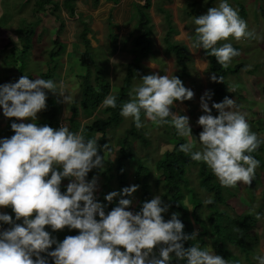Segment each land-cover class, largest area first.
Masks as SVG:
<instances>
[{"label": "clouds", "instance_id": "1", "mask_svg": "<svg viewBox=\"0 0 264 264\" xmlns=\"http://www.w3.org/2000/svg\"><path fill=\"white\" fill-rule=\"evenodd\" d=\"M194 24L192 52L202 48L224 68L240 53L231 43H218L230 37L239 41L255 35L227 0L195 17ZM140 77L142 83L131 90L120 115L132 118L140 128L143 111L158 126L170 124L178 135H192L189 117L171 108L175 101L191 100L194 92L175 75L152 73ZM210 79L223 82L215 74ZM45 90L59 94L63 102L69 101L63 84L57 86L51 79L23 75L16 82L0 84L3 116L21 121L11 123V137L0 138V207H10L15 216L13 219L0 213V221L10 225L0 230V264H48V257L53 264H172L174 259L177 264H229L210 244L205 248L199 244L184 247L183 242L195 240L198 233L186 234L178 213L164 219L169 206L161 195L143 202L135 212L128 210L131 199L120 198L106 213V206L94 196L96 178L86 179L93 168L104 166L98 140L85 139L83 124L74 132L64 123L58 128L35 123L37 113L47 107ZM211 96L206 90L200 98L205 113L197 120L202 128L198 135L201 147L194 150L196 141H188L180 144L179 150L194 161L204 162L224 187L251 184L260 164L251 154L264 141L251 131L246 115L234 110V99L225 96L209 107ZM116 101L117 97L109 94L102 107L115 108ZM212 109L218 114L212 115ZM64 178L69 182L61 191ZM138 188L135 184L123 187L119 192H109L104 199L111 203L118 196L132 198ZM212 202L211 197L204 201ZM46 226L52 231L76 229L78 234L58 241L45 230ZM254 259L264 264V255Z\"/></svg>", "mask_w": 264, "mask_h": 264}, {"label": "rangeland", "instance_id": "2", "mask_svg": "<svg viewBox=\"0 0 264 264\" xmlns=\"http://www.w3.org/2000/svg\"><path fill=\"white\" fill-rule=\"evenodd\" d=\"M53 1L58 6L51 13L50 11H31L34 0H0V49L2 48V51L0 50V84L16 82L21 76L27 74H30L32 79L41 78V72H45L47 68L53 70L54 73L50 79L56 82L57 86L62 83L65 94L69 97L66 103L59 94L46 90L47 94L51 93L54 96L59 105L60 125L64 116L69 114V103L79 96L77 76L84 71L78 57V52L84 49L79 34L86 25L90 55L97 66L96 69L107 71L111 84L110 94L113 95L117 91L129 63L135 60L134 64L140 66L146 74L158 73L181 77L184 86L194 92V97L183 102L175 101L171 111L188 116L191 127H201L197 123L199 116L205 114L200 107L201 96L206 90L211 91L209 107L217 100L210 79L213 73L208 69V60L204 51L200 48L192 52L191 49V43L195 40L194 19L206 14L208 8L218 6L221 0H150L151 5L146 8L150 33L148 46L143 53L141 52L143 42L140 45L132 43L139 33L137 22L141 7L137 4L140 0H76L72 16L62 4V0ZM227 2L237 11L241 5L243 6L245 10L243 19L247 22L248 29L254 31L255 35L239 41L230 37L227 41L218 43L217 46L223 43L234 44L240 53L229 64L231 67L239 64L237 70L225 74L222 83L225 84L227 97L236 102L234 110L246 115L251 131L264 141V0H227ZM53 14L57 15V20ZM59 20L63 22V28L60 31H58ZM29 25L33 27V32L30 34L27 62L23 70L19 71V60L16 59V55L26 43L23 37L24 33H28ZM56 34L59 35L63 50L51 57V54L57 50V45L53 41ZM170 43L186 48L187 74L184 76H181V68L177 64L175 54L167 48ZM4 44H8L7 47H4ZM140 83L142 80L134 73L129 93ZM44 110L37 113V119ZM213 110L215 109H212L211 114L217 115L218 112ZM95 115L102 116V113L99 111ZM93 119L94 115L87 117L82 112L79 117L82 123ZM9 120L10 118L3 116L2 108H0V129H3ZM131 121L133 120L130 117H122L120 124L105 135L107 143L112 146L114 156L117 154V140L122 137ZM141 121L143 125L141 128L148 143L143 146L138 141L134 142L135 158L129 159L126 163L127 177L129 186L137 185L134 180V170L140 163L148 169L149 181L154 189L153 180L158 176L154 163L163 151L172 148L171 137L181 138L184 143L196 141L194 150H199L201 145L198 139H194L191 135L188 137L178 135L177 130L170 124L158 126L145 114L141 116ZM17 122L21 121L17 120ZM23 122L28 123L31 120ZM99 135L96 134V136ZM260 147L262 149L260 153L264 159V142L260 144ZM113 154L109 158H112ZM107 157L105 153V161ZM261 166L256 168L251 184L238 183L236 187H225L228 205H221L233 215L250 213L255 218L251 233L257 234L260 242L251 257L252 264H258L254 257L264 255V163ZM188 176L190 186L202 198L207 199L208 195L198 186L196 166L190 168ZM93 177L97 180L94 192L96 197L103 187V181L99 173H88L87 180H92ZM216 179L218 180L217 177ZM68 182L69 178H64L61 183L66 187ZM112 185H116L114 180ZM154 192V195H158V190ZM139 196L140 188L132 194V204L128 210L133 211ZM0 213H6L5 207H0ZM256 214H259V219L256 218ZM195 228L196 232L202 231L198 223H195ZM208 244L213 248L212 238H207L206 247ZM230 249L240 256L242 264H249L237 247L230 246Z\"/></svg>", "mask_w": 264, "mask_h": 264}, {"label": "trees", "instance_id": "3", "mask_svg": "<svg viewBox=\"0 0 264 264\" xmlns=\"http://www.w3.org/2000/svg\"><path fill=\"white\" fill-rule=\"evenodd\" d=\"M75 1L76 0H62V4L68 10L70 16L74 14ZM140 1L139 4H137L141 7L137 22L139 33L135 36V39L132 40V43L140 45L141 42H143L144 45H146L141 46V52L143 53L146 51L148 46L147 41L150 33L147 26L149 18L146 8L151 5V2L150 0ZM57 6L58 5L53 0H34L31 11H50L53 13ZM259 6L261 8V3ZM139 7L137 8L139 9ZM261 12L263 13L262 9ZM238 13L243 19L245 10L242 5L240 6ZM54 18L57 20V15H54ZM29 26L28 33H24L23 37L26 40V43L22 45L21 50L16 55V59L19 60V71L23 70L27 62L28 48L31 40L30 34L33 32V27L31 25ZM62 28L63 22L60 21L58 31ZM87 30V26L84 25L81 33L79 34L84 47L83 51L78 52V57L84 70L83 73H80L77 76L79 96L77 99H73L69 103V114L64 116L61 122L66 124L69 129L74 132L79 131L81 125L83 124L85 139H97V143L100 148V150L98 149V154L103 156L105 153L107 154L108 157L105 161V167L102 169L93 168L89 172V174L99 173L101 176L103 187L95 199L106 206L105 212L107 213V211H110L112 207L116 206L120 198L131 199V197L127 196H118L114 197L113 201L109 203L104 198L107 195L106 192H119L123 187L129 186L126 163L129 159L135 158L134 142L138 141L144 146L147 145L148 140L143 134L142 128H137L135 123L131 121L130 126L124 130L122 137L117 140V154L114 156V159L111 160L109 157L113 154V149L112 146L107 143L105 135L109 130L116 128L122 121L123 116L120 115V111L123 103L130 99L129 91L134 73H136V76L140 79L141 75L147 74L140 68V66L134 64L136 62L135 60L130 62L126 69V73L121 80L120 86L113 94L117 97V106L115 108L102 107L103 100L110 94L111 84L107 71L101 70L100 68L96 69L97 66H95L96 64H94L93 58L90 55V42L86 38ZM53 41L57 45V50L51 54V57H53L54 54H59L63 50L58 34H56ZM7 45L8 44H4V47H7ZM232 45L237 49V46L234 44ZM167 48L175 54L177 64L181 68V76L186 75V62L188 58L186 48L173 43H170ZM203 51L208 60V69L217 77H221L223 79L225 74L236 71L237 66H239V64H236L233 67L228 66L227 68H224L217 62L215 57L209 56L205 50ZM10 56L13 57V54L10 53ZM53 67H55V65ZM52 73H54L53 70L47 68L45 72L40 73V76L42 79L47 80L50 79ZM26 76H28L29 79H32L30 74H27ZM212 85L217 103L221 102L224 97L227 96L225 93V84L222 82L212 81ZM46 104V109L41 112L40 118L34 122L39 125L47 124L53 128H58L60 126L58 119L59 105L56 103L54 96L51 93L47 94ZM99 111L102 113V116L95 115ZM216 111V109L213 110V112ZM81 112L87 117L94 115V119L87 123H82L79 120ZM142 115H144L143 111H141V116ZM13 121L17 122L16 118H10L7 125L3 129H0V138L9 137L11 136L10 134L14 133L10 127ZM191 129V136L197 140L202 128L191 127ZM4 134H7V136H4ZM96 134L100 135L96 136ZM170 141L173 143L172 148L163 151L154 163L155 171L158 172V176L153 180L154 189L149 181L150 173L148 169L140 163L136 165L134 170V180L137 185H139L140 196L133 211H139L143 202L153 198L155 194L154 190H158V195H161L163 203L169 206L167 212L163 213L165 220L170 219L172 213H178V219H180L184 224L185 227L183 231L186 234H191L193 231H196L195 223H198L200 225V229H202V231L197 232L198 236L195 240H187L183 242L185 248L192 246V244H199L201 248H205L207 238H212L214 251L229 261V264H242L240 256L233 253L230 246L237 247L239 252L244 256L245 260L249 264H252L251 257L254 255L260 242L259 236L251 233L255 223V218L252 217L250 213L233 215L227 211V209L222 208L221 205H228L225 187L220 184V182L216 179V176L204 162L194 161L189 155H186L179 150V145L184 143L181 138L171 137ZM261 150L262 149L259 146L257 151L251 155L261 162L262 165L264 163V159L260 153ZM261 165L259 166L262 167ZM192 166H196L198 168V186L208 195V198H212V203L205 204L204 201L206 199L202 198L190 186L188 171ZM112 180L116 182V185H112ZM65 190V185L61 183V191ZM5 210L7 214L13 216V219H15L14 213L10 207H5ZM97 219H99L98 216ZM21 222L22 221H17V223ZM8 227H10V225L4 224L2 221L0 222V230ZM45 230L49 231L58 241H62L68 235L78 234V230L69 229L67 227L63 230L52 231L50 226H46ZM54 247L55 245L52 246V249H54ZM42 255H46V253H42ZM48 264H53L51 257H48ZM172 264H177L175 259L172 261ZM179 264H183V262L181 261Z\"/></svg>", "mask_w": 264, "mask_h": 264}]
</instances>
